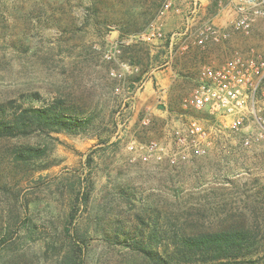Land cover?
Returning <instances> with one entry per match:
<instances>
[{
  "label": "rangeland",
  "instance_id": "obj_1",
  "mask_svg": "<svg viewBox=\"0 0 264 264\" xmlns=\"http://www.w3.org/2000/svg\"><path fill=\"white\" fill-rule=\"evenodd\" d=\"M62 1L0 0V107L39 106L37 95L45 104L66 100L95 113L86 130L0 138V264H68L79 255L72 243L84 245L82 264H154L124 246L122 234L140 242L141 220L150 224L155 216L163 248L182 225L247 227L264 264V146L245 148L219 120L183 108L201 67L220 64L223 46L233 43L231 54L254 49L264 59V20L251 35L194 48L190 57L168 50L182 20L172 30L162 21L163 40H141L148 72L125 84L139 72L120 59L119 46L140 39L121 37L112 21L125 22L130 8L152 10L160 0H98L111 21L102 33L92 20L79 28L76 16L83 23L91 0ZM193 119L205 128L203 155L176 138L187 136ZM152 143L157 151L149 154ZM27 145L47 153L17 160L16 149Z\"/></svg>",
  "mask_w": 264,
  "mask_h": 264
},
{
  "label": "built area",
  "instance_id": "obj_2",
  "mask_svg": "<svg viewBox=\"0 0 264 264\" xmlns=\"http://www.w3.org/2000/svg\"><path fill=\"white\" fill-rule=\"evenodd\" d=\"M218 7L210 12L211 0H163L157 18L138 38L144 41L163 40L162 21L170 14L182 18V26L172 32L168 49L188 53L221 46L235 36H249L259 20H264V0H216ZM227 13V26L216 19ZM185 110L205 112L229 130L239 135L241 145L251 149L264 146V59L254 49L245 54L234 52L224 63L204 65L191 94L184 99ZM206 137L204 126L193 119L187 127V136L176 133L186 150L199 155L206 150L202 142ZM149 154L157 151L152 143ZM190 153H187V157Z\"/></svg>",
  "mask_w": 264,
  "mask_h": 264
},
{
  "label": "trees",
  "instance_id": "obj_3",
  "mask_svg": "<svg viewBox=\"0 0 264 264\" xmlns=\"http://www.w3.org/2000/svg\"><path fill=\"white\" fill-rule=\"evenodd\" d=\"M162 2L163 0H160L152 7V10H142L140 13L136 12V8H130L131 13L128 15L127 21L114 20L112 23L120 25L121 37L136 36L139 40L138 37L157 18ZM217 7V1L211 0L210 12H215ZM85 10L86 15L83 18V23L80 24L81 17L76 16L79 19V28L93 21L101 33L108 29L111 21L108 16L99 11L98 0H91L90 6H87ZM144 46L145 44L141 40L128 46L123 44L119 46L121 49L120 59L130 66L138 68L139 72L136 76L123 78L125 84L140 81V77L148 72L149 54L146 51V56L143 55ZM34 97L40 103L39 106H25L24 103L13 106L11 103L6 108L0 107V138L21 139L54 132L86 130L95 120L93 110L78 106L74 102L56 100L53 103L45 104L40 96ZM209 118L213 119L211 116ZM46 153V148H35L31 145L22 146L15 152L17 160L24 162L42 158ZM159 219V216H155L150 224L141 220L146 229L140 228L137 231L140 242L135 241V238L129 242L123 233L124 246L140 252L148 262L154 264H258L261 262L259 259L260 242L256 234L247 227L232 226L216 231H192L182 225L174 229L172 242L163 248L160 242L163 232H161ZM146 230H149V234L144 240L143 236H145ZM118 237L120 238L121 235ZM78 245L71 244V253L77 252L79 255L70 259L68 264H82L80 253L84 245Z\"/></svg>",
  "mask_w": 264,
  "mask_h": 264
},
{
  "label": "crops",
  "instance_id": "obj_4",
  "mask_svg": "<svg viewBox=\"0 0 264 264\" xmlns=\"http://www.w3.org/2000/svg\"><path fill=\"white\" fill-rule=\"evenodd\" d=\"M181 20H182V18L180 16L175 15V14L172 13V14L168 15L163 21H166L167 22V24H166L167 27L172 30V29H175V28L178 27V24H179V22ZM227 20H228V18H226V16L225 17H220V18L216 19V23H218L220 26H227ZM261 21H263V20H259L254 27L258 26ZM253 32H254V30L252 31V33ZM233 47H234L233 43H228V45L222 47L223 49L221 51H219L220 52V54H219L220 55L219 56L220 59H218V63H220V64L224 63L227 59H229V57L232 56L231 53L233 52ZM169 53L171 54L172 57H174L173 54H182V55H186L188 57H190V55H191L190 52L189 53H179V52H171V50H169ZM172 60L173 59H171L168 62V64H169L171 69H173ZM153 75L154 76H152L151 79H154V77H157L156 73H153ZM150 83H151V81H149V80L146 81V86H145L146 90H148L150 88Z\"/></svg>",
  "mask_w": 264,
  "mask_h": 264
}]
</instances>
